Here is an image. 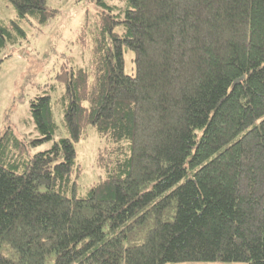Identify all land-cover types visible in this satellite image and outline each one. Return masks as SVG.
<instances>
[{
    "label": "trees",
    "instance_id": "16d2710c",
    "mask_svg": "<svg viewBox=\"0 0 264 264\" xmlns=\"http://www.w3.org/2000/svg\"><path fill=\"white\" fill-rule=\"evenodd\" d=\"M5 1L0 53L56 15ZM124 9L100 15L90 69L55 75L66 137L53 141L47 92L29 101L39 138L0 134V264H264V0ZM89 126L104 175L80 195L74 144Z\"/></svg>",
    "mask_w": 264,
    "mask_h": 264
},
{
    "label": "rangeland",
    "instance_id": "374dc122",
    "mask_svg": "<svg viewBox=\"0 0 264 264\" xmlns=\"http://www.w3.org/2000/svg\"><path fill=\"white\" fill-rule=\"evenodd\" d=\"M47 7L56 15L44 24L32 20L24 24L25 36L17 44L8 43L0 53V134L11 128L15 135L27 141L39 138V132L29 111V101L36 95L49 93L52 113L57 125L54 139L66 137L62 108L57 103L63 87L55 80L60 68L90 69L93 38L102 13L117 15L125 10L126 0H47ZM13 6L0 0V21L14 17ZM121 31V25L115 27ZM126 74H134L132 52L123 50ZM53 141L31 146L30 153L51 147ZM81 174L78 194L99 178L103 169L97 161L98 149L104 147L102 138L89 126L83 137L74 144ZM170 264V263H169ZM175 264H242L236 262H186ZM244 264V263H243Z\"/></svg>",
    "mask_w": 264,
    "mask_h": 264
}]
</instances>
